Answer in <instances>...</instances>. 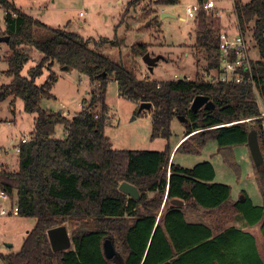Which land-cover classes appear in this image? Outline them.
Masks as SVG:
<instances>
[{"label": "trees", "instance_id": "trees-1", "mask_svg": "<svg viewBox=\"0 0 264 264\" xmlns=\"http://www.w3.org/2000/svg\"><path fill=\"white\" fill-rule=\"evenodd\" d=\"M142 1L131 0L129 5ZM177 2L158 0L156 4ZM0 8L4 12L0 37L9 39L5 44L7 69L2 73L9 83L0 86V104L8 98L13 104L20 100L24 113L35 116L28 142L18 147L17 170L0 167V188L15 199L18 217L35 221L20 251L1 257L4 264H264L253 236L225 227L241 215L247 227L259 228L264 241V130L247 124L262 123L264 118V0L232 5L238 32L249 34L260 54L261 60L252 63L255 90L206 82L209 76L218 77L221 68V33L210 23L214 13L201 11L194 19L191 48L196 62H204L205 74L160 83L148 77L141 80L136 68L128 71L97 52L105 45L114 46L115 40L92 43L65 30L49 29L6 0H0ZM35 28L47 32V37L36 39ZM22 47L42 55L26 77L21 73L30 58ZM149 48L134 45L132 56L141 59ZM55 65L85 76L92 87L90 100H83L72 119L41 109L42 100L53 99L50 91L56 77L51 69ZM45 71L49 72L46 81L37 85ZM110 79L118 87V96L152 106L146 111L151 117L150 139L166 140L162 151L112 148L104 135ZM197 96L208 98L214 109L192 112L190 106ZM178 117L186 123H182L184 134L171 159L170 126ZM57 126L63 127L62 140L54 137ZM251 131L256 132L263 154L262 167L255 169L262 206H254L245 192L232 200L229 186L214 183L215 170L209 162L192 169L174 163L178 152L197 153L205 143L215 141L218 154L238 173L232 149L247 146ZM122 183L136 188L139 199L120 193ZM187 212L195 213V220L188 219L192 215ZM212 219L217 223L215 229L207 222ZM66 221L80 223V227L69 235L68 251L53 253L46 233ZM105 243L114 252L109 259Z\"/></svg>", "mask_w": 264, "mask_h": 264}, {"label": "rangeland", "instance_id": "rangeland-1", "mask_svg": "<svg viewBox=\"0 0 264 264\" xmlns=\"http://www.w3.org/2000/svg\"><path fill=\"white\" fill-rule=\"evenodd\" d=\"M21 7L33 20L47 26L49 29H61L75 34L85 41L96 43L100 40L116 41L114 46L105 45L97 49V52L109 60L119 63L124 69L130 71L136 68L138 77L142 80L148 77L156 82H173L184 79L193 80L196 76L204 75L205 64L196 62L195 51L191 48L195 42L194 20L188 19L185 9L198 4V0H178L176 5L161 6L156 4L158 0H144L138 5L130 6L131 0H7ZM215 10L210 23L216 31L222 32L225 26L233 27L234 16L227 17V10H231L234 2L248 4L250 0H212ZM47 9L43 16L38 9ZM83 17L80 18L79 14ZM162 15H165L162 17ZM183 20V21H181ZM230 21V22H228ZM4 12L0 8V27L3 26ZM228 22V23H227ZM2 29V28H1ZM228 35L233 37L237 35ZM36 39L44 40L47 32L35 28ZM244 39L249 47V57L253 63H258L261 58L259 51L252 42L250 35L245 34ZM134 45H147L151 57H162L150 73L143 64L142 59H135L131 53ZM30 58L29 63L23 69L21 75L26 77L27 71L37 66L42 55L31 47L20 48ZM8 49L5 44H0V56L4 62L0 63V86L9 83L2 76L6 71L5 63ZM56 77V82L51 88V100H42L41 109L50 113H65L67 119H72L80 112L83 100H90L89 92L92 87L88 79L74 70L61 71L58 66L51 69ZM47 71L36 80L37 85L43 84L47 77ZM12 98L0 104V167L9 172L17 170L18 153L16 149L22 139H29L33 131L34 115H28L23 111V104L17 100L11 103ZM13 102V101H12ZM107 108V124L104 135L115 150L122 151H162L167 142L162 138L150 139L151 117L147 112L137 113L139 105L118 96V87L110 79L105 94ZM101 109V107H99ZM250 126H262L253 122ZM171 136L169 146L172 148L177 141L182 139L184 128L178 119H174L170 126ZM55 139H64L62 126H57ZM234 159L239 167L238 173L229 167L215 141H208L197 153L176 154L174 163L185 169H192L202 162H209L215 170L214 183L227 185L231 189V198L236 201L241 192H245L254 205L263 204V199L257 184L258 175L256 167L250 157L247 146H238L232 149ZM263 155V154H262ZM188 215H192L189 217ZM187 218L195 220L196 214L187 212ZM236 218L242 219L241 215ZM212 228H217L213 219L207 221ZM35 221L19 217H7L0 219V256L16 254L20 251L27 233L32 230ZM231 225V224H230ZM227 225L225 227H228ZM64 226L67 233L80 227V223L66 221Z\"/></svg>", "mask_w": 264, "mask_h": 264}, {"label": "built area", "instance_id": "built-area-1", "mask_svg": "<svg viewBox=\"0 0 264 264\" xmlns=\"http://www.w3.org/2000/svg\"><path fill=\"white\" fill-rule=\"evenodd\" d=\"M214 9V2L212 0H205L203 4L187 7L185 9V15L188 19L194 20L199 12H211ZM79 17L82 18L83 14L80 13ZM219 40L220 73L218 77L217 74L207 77L206 82L211 84L245 85L255 90V82L252 76L253 62L250 60L249 47L244 36L240 32L233 37H228V34L221 33ZM62 116L67 117L68 115L62 112ZM248 121L249 120L241 122ZM262 128L264 130V127ZM28 140L29 139H22L20 143L25 144ZM16 152L19 153L18 148ZM18 214L19 211L15 199L11 198L0 188V219L18 217ZM0 264H4L1 256Z\"/></svg>", "mask_w": 264, "mask_h": 264}, {"label": "water", "instance_id": "water-1", "mask_svg": "<svg viewBox=\"0 0 264 264\" xmlns=\"http://www.w3.org/2000/svg\"><path fill=\"white\" fill-rule=\"evenodd\" d=\"M165 15H162L164 17ZM8 37H0V44H7ZM143 64L147 67L148 72H152L154 67H156L159 61H162V57H151L149 54L144 55L142 58ZM63 72H69L70 69L67 67L61 68ZM152 108L150 104H140L137 113L149 111ZM205 108V109H214L212 103L206 97L197 96L193 102L191 103L190 110L192 112H197L198 110ZM61 115L62 112L59 111L57 113ZM180 123H186V120L182 117L177 118ZM247 148L250 153V157L254 163V166L258 169L261 168L263 165V157L260 151V147L257 140L256 132L251 131L247 136ZM119 192L128 196L133 200L139 199V193L133 186L122 183L119 185L118 188ZM176 206H182L181 202L174 201L172 202ZM50 248L53 253H60L66 252L71 248V241L69 234L64 226H59L53 229H50L46 233ZM105 249V257L107 259L114 256L113 249L109 243L104 244Z\"/></svg>", "mask_w": 264, "mask_h": 264}, {"label": "crops", "instance_id": "crops-1", "mask_svg": "<svg viewBox=\"0 0 264 264\" xmlns=\"http://www.w3.org/2000/svg\"><path fill=\"white\" fill-rule=\"evenodd\" d=\"M7 1V0H6ZM9 3H11L16 9H18V10H20V11H22V12H24L25 13V11L21 8V7H19V6H17L14 2H9ZM47 9H42V8H40V9H38V11L39 12H42L41 14H40V16H43L44 14H45V11H46ZM215 10V9H214ZM231 10H227V13H226V15H227V17L229 16V18H231V15L232 16H234L231 12H230ZM26 14V13H25ZM28 15V14H27ZM29 16V15H28ZM31 17V16H30ZM181 21H183V20H181ZM228 22H230V21H228ZM227 22V23H228ZM236 20H235V17H234V24L233 25H235L236 23ZM4 24V23H3ZM227 29H224L222 32H220V33H225V34H228V35H234V31H235V33L237 34V31H236V29H235V26H233V27H228L227 25L225 26ZM1 28H3V26L1 27ZM236 28H237V26H236ZM2 56V55H1ZM1 56H0V63H2V62H4L3 60H2V58H1ZM181 142V140H179V141H177V143L174 145V148H173V152H172V156H171V159H172V157H173V155H174V152H175V149L177 148V146H178V144ZM254 205V204H253ZM254 206H262V204H260V205H254ZM228 227H233V228H236L237 230H240L241 232H244V233H247V234H250L251 236H253L254 238H255V240H256V246H257V248H258V251H259V253H260V256L263 258V260H264V241H263V239H262V236H261V234H260V231H259V228H254V229H251V228H249V227H247L246 225H245V223L243 222V220L242 219H240V218H236V221H235V223H232L230 226H228Z\"/></svg>", "mask_w": 264, "mask_h": 264}]
</instances>
